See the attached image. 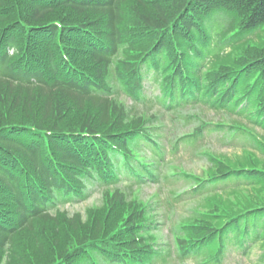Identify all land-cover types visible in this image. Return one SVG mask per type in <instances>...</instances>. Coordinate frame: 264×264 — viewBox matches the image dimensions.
Masks as SVG:
<instances>
[{"label":"trees","instance_id":"1","mask_svg":"<svg viewBox=\"0 0 264 264\" xmlns=\"http://www.w3.org/2000/svg\"><path fill=\"white\" fill-rule=\"evenodd\" d=\"M254 32L256 42L238 43ZM146 78L169 114L208 107L264 128V0H0V264H76L93 251L127 254L128 264L151 257L147 236L118 228L122 211L144 207L117 185L154 179L146 155L165 160L171 133L164 112L127 111L111 96L156 104L142 93ZM245 128L233 125V138L264 154ZM253 149L212 159L211 179L192 191L207 220L173 234L182 257L208 251L220 264L264 230V162ZM87 186L102 190V204L85 219L56 208Z\"/></svg>","mask_w":264,"mask_h":264},{"label":"rangeland","instance_id":"2","mask_svg":"<svg viewBox=\"0 0 264 264\" xmlns=\"http://www.w3.org/2000/svg\"><path fill=\"white\" fill-rule=\"evenodd\" d=\"M218 21L220 19H212ZM250 35V34H249ZM247 35V37L249 36ZM258 33L254 32V34L249 36L251 42L257 41ZM246 39L245 37L243 38ZM145 92L147 97H153L155 94L149 92L151 90L152 84L146 80L144 82ZM118 98L125 103L129 104L130 99L122 94L118 95ZM139 108H146L142 103L136 104ZM155 108V107H154ZM202 108L203 110H201ZM237 121H242L243 125H246L249 129H251L255 134L261 135L264 139V129H262L258 125H254L248 123V121L241 117L239 114H234V116L225 115L219 111H215L212 109H208L206 107H198L193 109H188L184 111L182 118H178L171 124V127L174 131L177 132H191L194 127H196L199 123L204 122L208 123L206 127H210L213 122L218 123H232L235 125L239 123ZM248 145L247 142L242 143H233L228 144L227 141L223 138L222 132L214 131L212 134H206V137L200 142L197 143L196 147L192 146H182V148L174 154L168 155V165H164L163 172L166 173V176H169V179L162 178L159 182L155 183H147L140 187V189L134 188L133 192L139 198L146 200L150 203L152 208L153 218L155 219L154 223H158L161 227V234L159 235V243H164L165 241H172L166 231V227L171 220L174 218L173 213L169 210V204L172 201V196L170 191L174 188H178L182 186V183L179 181H175V178L170 177L180 176L184 173L189 175L198 176L202 179H206V174L209 169L213 165L212 159H225L229 162H234L237 158H243V150H241L245 145ZM249 146V145H248ZM175 186V187H173ZM246 192V191H245ZM101 204V194L99 190H89L88 196L83 200L73 201L70 203H66L60 206V209L67 211L69 214L73 213H81L84 215L85 209L91 206ZM193 205L198 208L203 207V203L200 201L194 200ZM189 206V202L183 201L180 203V206L177 207V212L179 214L183 213V209ZM210 211H206L205 214H209ZM183 216V214H182ZM199 217H204L203 214L199 215ZM166 249L165 247H163ZM173 249V246H171ZM159 249H157L158 251ZM264 254V250L261 247H254L249 255H243L239 251L231 250L228 251L221 264H255L256 260L260 255ZM51 256H49L47 264L50 262ZM99 264H104L99 260ZM153 264H196L195 260L187 259L185 262L178 260L176 254L173 252L171 254L163 253L161 256L157 257L156 261Z\"/></svg>","mask_w":264,"mask_h":264}]
</instances>
